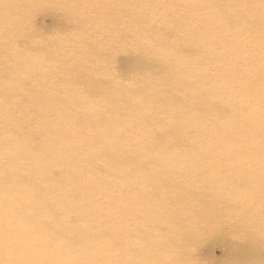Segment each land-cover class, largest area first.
<instances>
[{
    "label": "bare ground",
    "instance_id": "1",
    "mask_svg": "<svg viewBox=\"0 0 264 264\" xmlns=\"http://www.w3.org/2000/svg\"><path fill=\"white\" fill-rule=\"evenodd\" d=\"M49 1L54 6L52 12L69 21L88 17L108 20L133 8L124 0H111L115 11L106 15L103 0H92L101 14L94 18L71 12L90 0ZM45 2L0 0V30L7 33L0 36V171L5 173L0 176V264H60L61 261L68 264H202L194 253L214 236L213 232H219L222 238L233 236L236 261L224 259L220 264H264L253 253L264 246V182L254 180L247 189L250 179L238 175L239 189L226 190L231 178L223 164L235 162L240 155H219L206 142H202L204 150L200 146L190 147L187 144L191 137L189 125L184 123V135H180L174 132V123L169 124L180 121L183 110L187 118L224 113L216 109L215 101V96L219 99L222 92H207L209 77L205 80L203 75L184 78L187 75L184 68L177 66L178 60L200 53L202 44L213 52L226 51L227 43L218 44L213 38L225 29L221 21L208 17L204 23L195 22L193 15L184 19L188 26L202 24L199 29L189 30V39L180 40L176 52H169L170 46L164 44L158 52L164 57L163 62L156 57H143L136 64L140 74L133 78L135 85L126 86L118 78H101L91 71L75 69L79 63L89 68L86 61L92 59L72 58L62 61L60 66L59 63L49 66L64 42L35 32L25 33L23 17L17 14L20 9ZM232 3V0H212L209 13ZM235 29L230 31L237 32ZM254 48L251 52L257 49ZM12 65H16L15 70L10 69ZM48 66V73L41 75L40 71ZM175 67L183 69L182 75ZM148 69L152 74L145 76ZM57 78L61 83L53 84L52 79ZM144 84L148 87H143ZM189 98L194 100L190 102ZM104 101L113 104L102 110ZM5 104L7 108L2 110ZM145 104L152 107L147 111ZM106 118L113 120L107 128L103 121ZM128 121L156 142L151 150L140 153L125 149L132 143L131 133L127 134L131 132V126L126 125ZM69 125L74 127L66 131ZM98 135L104 139L97 140ZM50 145L54 148L47 152ZM212 149L215 156L209 165L211 172L203 173L201 164L205 161L201 154L205 152L202 151ZM189 156L193 159L188 160ZM3 157H8L7 161ZM23 158H28L26 168L19 163ZM98 158L105 160L102 173L110 179L109 184L98 181V176L85 180L80 192L70 191L58 202L62 204L61 209L45 205L48 202L45 191L37 185L16 191L30 179L33 182L37 173L43 180L50 177L52 180L48 182L56 188L63 174L70 173V169H82L84 161L96 162L94 159ZM50 159L61 161L59 177H53L51 168L45 167ZM213 170L219 171L213 174ZM25 171L31 176L24 175ZM68 175L65 176L68 182L75 180L74 175ZM182 176L184 183L178 179ZM123 182L129 186L122 187ZM133 190H139L137 196L125 199ZM101 191L110 194L104 199L96 198ZM157 197L160 199L155 200ZM131 202L137 203L145 214V229L139 232L141 228L133 224V229L130 227L122 241H118L113 220L120 217L125 224H130L133 218L117 209L120 205L129 207ZM68 205L70 208H66ZM7 206L11 210H5ZM110 211L116 214H110L107 219ZM87 212L91 213L88 217H94L93 213L97 216L99 225L84 234L73 227V222L59 221L62 215ZM92 231L90 239L88 235ZM156 233L161 235L155 237ZM53 242H61V247L54 249ZM80 246L93 248V254L85 256Z\"/></svg>",
    "mask_w": 264,
    "mask_h": 264
},
{
    "label": "rangeland",
    "instance_id": "2",
    "mask_svg": "<svg viewBox=\"0 0 264 264\" xmlns=\"http://www.w3.org/2000/svg\"><path fill=\"white\" fill-rule=\"evenodd\" d=\"M40 1L43 2L44 0ZM48 1L46 0L42 5L20 9L17 14L23 17V31L25 33L35 32L49 37L50 40L56 39L58 42H64V45L56 52L49 66L52 63H59L58 65L60 66L62 61L72 60V58L74 60L92 59L86 61L89 68L83 67L79 63L75 69L78 72L91 71L94 75L101 78L113 80L118 78L126 86L135 85L133 78L140 74L136 64L143 57L145 58L146 56L149 59L156 57L163 62L164 57L158 55V52H161L164 44L170 46L167 49L169 52H176L180 47V40L189 39L190 29H194V27L199 29V25L204 23L208 17H217L223 24L222 28L225 29L220 31L221 33L218 32V35L213 38L218 44L227 43L226 51L224 53L222 51L213 52V50L202 44L200 53L197 51L195 55L187 60H178L177 63L179 64L177 66L184 68L187 74L184 78H189L190 76L202 78L203 75L205 80L209 77L211 82L206 88L207 92H222L219 99L217 95L215 96V101L216 109H222L224 113L221 112L222 114L219 116L214 113L210 117L205 118L194 116L187 118L183 110L180 111L182 113L180 121H171L169 124L173 122L174 132L180 135H184V123L186 122L189 125L191 137L187 144L190 147L198 148L200 146L201 150H204L202 142H206L217 149L215 151L219 155L226 156L237 153L240 155L235 162L225 161V164L222 163L226 168L228 177L231 178L228 186H225L226 190L239 189L238 175L242 179H250L247 189L252 187L254 180L258 183L264 182V173L262 172L264 170L262 166L264 165V0H232L233 3L231 5L224 4V9L213 11L212 13H209L212 0H124L125 3L132 4L133 8L122 11L118 17H112L108 20H93L88 17L71 21L64 16L59 17L57 12L53 13L52 8L54 6L52 2ZM103 2L105 3L103 12L106 15H111L115 11L111 0H103ZM71 12L75 15L84 13L83 15L86 17L90 15L91 17L99 18L101 16L92 0L82 4L81 7L73 9ZM191 15L195 17L193 21L202 23H194L188 26V22L184 23L183 20ZM234 27L237 32H233ZM6 34L0 30V36H5ZM26 37H28V34L25 35ZM60 37L65 38V40L62 41ZM203 42L205 41L203 40ZM254 47L257 49L251 52L252 49H255ZM227 51H229V54ZM98 63L99 66L97 65ZM49 66L40 71L41 75L48 73L50 70ZM10 69L15 70L16 65H12ZM175 69L179 70L182 75L183 69L176 67ZM196 69L199 70L195 71ZM149 73L152 74L151 69L147 70L145 76L149 75ZM52 81L53 84L61 83L58 78L52 79ZM142 86L148 87L145 84ZM189 100L192 102L194 99L189 98ZM104 104L101 107L102 110L105 109V106L113 103L112 101H104ZM143 107L148 111V108L152 107V105L145 104ZM6 108L7 104L1 109L4 110ZM28 114L26 112L23 113L26 116ZM109 119L111 118L103 120L105 121V128L113 124V120ZM126 125L131 126V132H127V134L131 133L130 139L132 143L131 145H126L125 149L145 153L156 144V142L150 141L149 134L141 130L137 131L132 126V121H128ZM73 127L74 125L68 127L66 131H71ZM210 136L214 139H211ZM96 138L99 141L104 139L103 135H98ZM134 140L135 143L133 144ZM183 144L180 146H183ZM51 146L46 150L47 152L54 148ZM79 147L85 152L83 145L79 144ZM215 151L212 149L202 151L205 152L204 154L200 153L205 161L204 164H201L203 173L206 170L211 172L209 165L215 156ZM7 159L8 157H3L2 160L5 162ZM27 159L23 158L19 162L23 165V168L29 166ZM187 159L192 160L193 157L189 156ZM94 161L96 162L84 161L80 166L82 169H70L68 174L75 176V180L72 182H68L67 178H65V176H69L68 174H63L60 184L55 188L53 183L50 184L48 182L52 180L50 177L43 180L41 179L43 177L37 173L33 182L30 179L25 186L17 188L16 191L34 188L37 185L40 190L45 191L44 194L48 201L45 205L50 208L59 207L61 209L62 204L58 205V202L61 201L64 195H69L70 191L80 192L82 183L85 180L98 176L96 177L98 181L109 184L110 179L102 173L105 170V160L98 158L94 159ZM69 162L74 164L73 159H69ZM60 163V160L55 159H50L45 163V167L51 168L53 177L60 176V168L58 167ZM260 166H262V169H260ZM217 171L219 170H213L212 173L216 174ZM2 172L0 171V176L5 174ZM23 174L26 176L30 175L27 171ZM178 179L184 183V176ZM213 180L215 181L216 179ZM192 182L195 185H199L197 181ZM128 186V182H123L122 187ZM46 189L53 190L46 191ZM138 191L133 190L129 193L130 198L125 197V199H134ZM118 192L119 190L116 191L117 194H119ZM107 194H110V192L104 193V191H101L96 195V198L104 199L103 197ZM11 197L12 195H10ZM21 199L24 200L22 197ZM157 199H160V197L155 198V200ZM66 208H70V205ZM5 210L9 211L11 207L7 206ZM117 210L120 212L124 210L129 217L133 218L130 224H125L120 217H116L113 220L115 225L112 227L114 231L118 232V241H122L124 234L130 230V227L133 229V224L141 228L139 232L144 231L146 224L145 214L142 213L137 203L131 202L129 207L120 205ZM89 214L91 213H80L75 216L62 215L59 221L73 222V227H76L78 232L84 234V231L92 230L99 225L96 220L97 216L93 213L94 217H88L87 215ZM110 214L115 215L116 212H108L107 219H109ZM226 219H231V217ZM93 231L88 235L90 239ZM159 235L161 234L156 233L155 237ZM213 235L205 245L200 246L195 251L194 257L199 259L202 264H220L224 259L228 262H235V246H232L233 242L231 240L233 236L232 238H222L219 232L217 234L213 232ZM32 242L34 243L36 240L32 239ZM52 246L57 250L61 247V242H53ZM79 248L85 256H91L94 252L93 248L89 246H80ZM163 248L168 247L163 245ZM253 253L256 254V258L259 261H264V246H260L259 249L256 248ZM42 255L43 257L48 256ZM60 264L68 263L61 261Z\"/></svg>",
    "mask_w": 264,
    "mask_h": 264
}]
</instances>
